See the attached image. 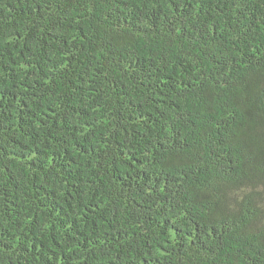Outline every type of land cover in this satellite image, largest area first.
<instances>
[{
	"label": "trees",
	"instance_id": "obj_1",
	"mask_svg": "<svg viewBox=\"0 0 264 264\" xmlns=\"http://www.w3.org/2000/svg\"><path fill=\"white\" fill-rule=\"evenodd\" d=\"M0 264H264V0H0Z\"/></svg>",
	"mask_w": 264,
	"mask_h": 264
}]
</instances>
